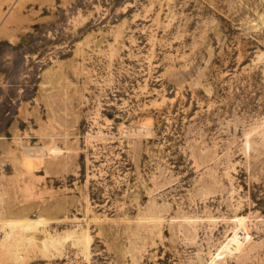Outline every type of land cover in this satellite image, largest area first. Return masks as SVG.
<instances>
[{
  "label": "rangeland",
  "instance_id": "rangeland-1",
  "mask_svg": "<svg viewBox=\"0 0 264 264\" xmlns=\"http://www.w3.org/2000/svg\"><path fill=\"white\" fill-rule=\"evenodd\" d=\"M0 264H264V0H0Z\"/></svg>",
  "mask_w": 264,
  "mask_h": 264
},
{
  "label": "bare ground",
  "instance_id": "bare-ground-1",
  "mask_svg": "<svg viewBox=\"0 0 264 264\" xmlns=\"http://www.w3.org/2000/svg\"><path fill=\"white\" fill-rule=\"evenodd\" d=\"M13 224V225H12ZM10 225H11V230L13 231V227H15V224L14 223H10ZM29 225L30 224H28V225H24V224H20L19 226V228L20 229H22V230H25V229H27V228H29ZM19 233H22V232H19ZM9 236V234L7 235V237ZM45 243H43V245H44ZM44 246H46V245H44Z\"/></svg>",
  "mask_w": 264,
  "mask_h": 264
}]
</instances>
